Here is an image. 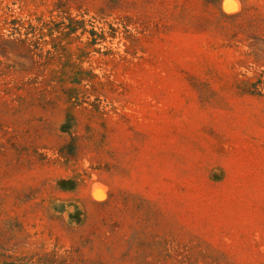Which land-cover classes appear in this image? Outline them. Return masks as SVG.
Here are the masks:
<instances>
[{
  "label": "rangeland",
  "instance_id": "obj_1",
  "mask_svg": "<svg viewBox=\"0 0 264 264\" xmlns=\"http://www.w3.org/2000/svg\"><path fill=\"white\" fill-rule=\"evenodd\" d=\"M0 264H264V0H0Z\"/></svg>",
  "mask_w": 264,
  "mask_h": 264
}]
</instances>
